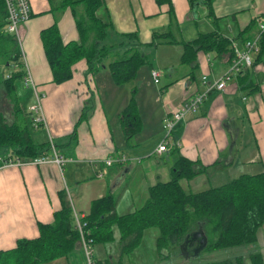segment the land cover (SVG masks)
<instances>
[{
    "label": "crops",
    "instance_id": "obj_1",
    "mask_svg": "<svg viewBox=\"0 0 264 264\" xmlns=\"http://www.w3.org/2000/svg\"><path fill=\"white\" fill-rule=\"evenodd\" d=\"M29 1L33 16L21 25V41H17L25 76L16 84L15 98L22 115L30 119L28 110L38 94L46 123L31 130L32 138L36 144L53 142L67 162L63 168L50 164L0 170V252L14 249L19 240L38 238L39 223L51 224L62 209L61 191L66 192L74 217L75 213L89 216L93 202L106 196L115 198V211L121 217L141 209L152 187L170 182L181 158L195 163L199 172L180 181L187 194L264 173V63L233 76L224 90H210L199 111L187 114L172 133L175 146L169 152H156L164 138L165 118L220 81L230 70L232 53L260 36L257 23L264 18V0H102L97 17L113 27L108 43L122 41L119 35L136 34L147 60L137 78L123 85L115 84L106 68L90 73L86 60L73 67L70 81L55 84L41 33L56 24L65 43L78 41L79 5ZM155 33L166 37L153 44ZM209 33L228 39L229 51H199L194 59L184 60L185 43ZM128 48L118 46L113 54ZM8 68L17 70L0 56V116L11 121L15 102L1 85L9 77ZM152 70L161 73L159 84L154 83ZM89 108L88 118L80 121ZM129 108L130 120L124 125L121 118ZM128 125L134 127L129 140ZM1 154L5 157L7 150ZM111 156H126L127 161L106 169L104 161ZM104 170V177H99ZM111 227L113 241L94 243L98 264H264V225L254 244L203 251L204 258L202 252L190 260L162 255L156 227L146 228L129 249L133 236L117 223ZM45 264H87L81 241L69 255Z\"/></svg>",
    "mask_w": 264,
    "mask_h": 264
},
{
    "label": "trees",
    "instance_id": "obj_2",
    "mask_svg": "<svg viewBox=\"0 0 264 264\" xmlns=\"http://www.w3.org/2000/svg\"><path fill=\"white\" fill-rule=\"evenodd\" d=\"M80 4L85 5V10L82 15L76 16L80 34L78 41L65 43L56 24L41 33L54 83L61 85L70 81L74 74L73 67L82 60L87 61L90 73L97 74L103 68L108 69L117 85L135 80L147 64L146 56L139 50L142 45L138 36L119 35L122 41L108 43L113 27L97 17L102 0H63L62 7ZM6 23L5 1L0 0V56L5 57L6 63L17 68L10 77L1 81L15 102V119L10 121L0 116V159L1 152L7 150V153L11 151L23 160H32L49 155L52 145L50 142H34L31 130L43 125L34 126L31 117L28 119L22 115L20 103L16 101V84L24 78L25 66L16 38L4 32ZM92 35V43L88 46ZM165 37V34L155 33L153 44ZM124 45L129 48L123 54L114 56L115 49ZM184 46V60H187L194 59L199 51L225 53L229 51L230 41L216 33H209L201 34ZM112 55L113 60L107 64L106 60ZM231 57L232 60L233 53ZM255 63H264V38ZM89 111L90 108L85 110L80 121L88 118ZM130 111L132 108L127 109L121 118L124 125L130 120ZM133 132L134 127L129 126L126 131L127 140L131 139ZM74 133L73 137H76V128ZM174 170L173 179L152 187L147 203L133 214L117 216L113 196L94 201L90 215L84 218V222L88 223L85 228L88 238L93 239L94 243L113 241L111 223H117L122 232L133 236H129L133 242L127 245L129 249L138 243L146 228L156 227L161 232L158 249L166 257H169L167 254H180V246L185 237L199 228L203 229L209 241L204 251L251 245L257 241V232L264 225V173L243 175L221 187L187 194L180 181L191 179L199 173L195 163L181 158ZM60 198L62 209L54 214V221L51 224L39 223L38 238L19 240L14 249L1 251L0 264H45L76 250L81 237L75 225L73 209L66 192L61 191Z\"/></svg>",
    "mask_w": 264,
    "mask_h": 264
},
{
    "label": "built area",
    "instance_id": "obj_3",
    "mask_svg": "<svg viewBox=\"0 0 264 264\" xmlns=\"http://www.w3.org/2000/svg\"><path fill=\"white\" fill-rule=\"evenodd\" d=\"M6 11H7V23L4 31L7 34L13 35L17 41L20 40V27L23 23L28 22L32 16V7L29 0H4ZM258 26L260 30V36L257 39H250L246 41L243 50H237L231 62L229 72L214 86H210L207 92L198 93L190 97L183 106L169 114L164 122V138L162 139L160 145L156 149L158 154L169 152L171 148L175 146L171 143V135L174 130L184 122L187 114L196 113L199 111L201 105L207 97V93L216 87L218 90H224L227 81L233 76L240 74L246 68L254 66L257 56L261 51V38L264 35V18L258 19ZM152 78L155 84L160 83L161 73L158 70H152ZM32 81V80H30ZM203 82H207V78L203 77ZM37 102L29 107L28 112L32 116L34 121V126L45 125V116L43 112V107L41 99L37 94ZM53 142H51L52 144ZM127 161L126 156H122L118 159L112 156L107 158L105 162L106 169L114 166L116 163ZM67 162L66 158L59 154L54 145L52 144V152L49 155L41 156L32 160H23L20 157L13 154V152H8L5 157L0 159V170L9 167H24L28 165L33 166H43V165H57L63 168ZM107 170L100 172L99 177H104ZM84 216L75 213V225L79 231L81 237V244L86 255L87 264H98L94 257V250L92 244L89 242L88 235L85 233V228L88 226L87 222H84Z\"/></svg>",
    "mask_w": 264,
    "mask_h": 264
},
{
    "label": "water",
    "instance_id": "obj_4",
    "mask_svg": "<svg viewBox=\"0 0 264 264\" xmlns=\"http://www.w3.org/2000/svg\"><path fill=\"white\" fill-rule=\"evenodd\" d=\"M209 241L202 228L188 234L180 246L184 259L197 258L208 247Z\"/></svg>",
    "mask_w": 264,
    "mask_h": 264
},
{
    "label": "rangeland",
    "instance_id": "obj_5",
    "mask_svg": "<svg viewBox=\"0 0 264 264\" xmlns=\"http://www.w3.org/2000/svg\"><path fill=\"white\" fill-rule=\"evenodd\" d=\"M68 6V5H67ZM80 6V7H79ZM78 6V8L76 9L77 10V13H78V16H80V15H82L83 13H84V10H85V5H82V4H80ZM6 33V32H5ZM92 39H93V35L90 37V39L88 40V46L92 43ZM17 40V39H16ZM8 71H9V73H8ZM13 69H6V74H8V76L10 77L11 75H12V73H13ZM19 84H20V82H19ZM226 88V87H225ZM31 107V106H30ZM126 162V161H125ZM122 163H124V162H122ZM121 163V164H122ZM89 242L92 244V248H93V250H94V240L93 239H90L89 240ZM205 254H207L206 252H203L202 253V255L200 256V258L202 259V258H204L205 257ZM85 257H86V255H85ZM94 257H95V254H94ZM177 258H179V259H182L183 258V256L182 255H180V254H178V256H177ZM87 262V261H86Z\"/></svg>",
    "mask_w": 264,
    "mask_h": 264
}]
</instances>
